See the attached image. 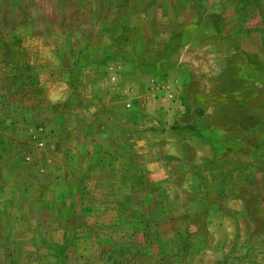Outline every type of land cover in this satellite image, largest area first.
Masks as SVG:
<instances>
[{"label":"rangeland","instance_id":"374dc122","mask_svg":"<svg viewBox=\"0 0 264 264\" xmlns=\"http://www.w3.org/2000/svg\"><path fill=\"white\" fill-rule=\"evenodd\" d=\"M0 264H264V0H0Z\"/></svg>","mask_w":264,"mask_h":264},{"label":"crops","instance_id":"0c3cea01","mask_svg":"<svg viewBox=\"0 0 264 264\" xmlns=\"http://www.w3.org/2000/svg\"><path fill=\"white\" fill-rule=\"evenodd\" d=\"M100 3V2H99ZM99 3H98V1H96L95 2V6H94V8H93V11H94V17L96 18L97 17V14H98V12H99ZM92 11V9L91 10H89L88 8H85V9H82V8H80L79 9V24L77 25V26H79V27H74V26H69L68 28H66V29H68V30H71L70 32H68V34L69 33H71V35H74L76 32H83L84 33V31H86V28L88 27V24H87V13H90ZM34 24H35V22H34V19H29L28 21H27V24L26 25H29V27H28V30H25V32H24V34H26V33H29L30 31H31V29H32V27L34 26ZM79 34V33H78ZM20 35H21V33H20ZM119 75V74H118ZM116 75V77H115V79H116V81H118V79L120 80V78L122 79V82H125V80L126 79H129L131 82H130V84H131V86H134L133 85V83H134V81L136 82V83H138V84H141V81H140V79L138 78V76H136L135 74H133V73H130V72H126V73H124L123 75ZM89 82V81H88ZM126 91V93H128L129 92V89H126V90H124V92ZM142 91H143V88H142ZM123 92V91H122ZM129 94V93H128ZM141 96H143V93L141 94V92L139 91V94L137 95V96H135L134 97V99L135 100H138V99H140L141 100ZM155 97V96H154ZM150 97H148V100H151V99H149ZM146 102H148V101H146ZM151 101H149V103H150Z\"/></svg>","mask_w":264,"mask_h":264}]
</instances>
